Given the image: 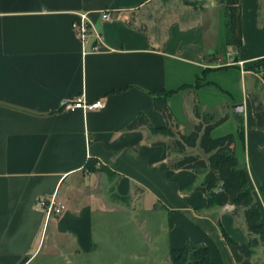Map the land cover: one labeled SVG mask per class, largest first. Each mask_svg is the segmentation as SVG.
<instances>
[{
	"label": "crops",
	"instance_id": "obj_1",
	"mask_svg": "<svg viewBox=\"0 0 264 264\" xmlns=\"http://www.w3.org/2000/svg\"><path fill=\"white\" fill-rule=\"evenodd\" d=\"M228 4L0 0V264L26 263L40 248L46 228L81 253L92 252L90 198L82 197L77 207L72 203L80 196L74 183L90 172L91 160L109 171L112 179L104 175L113 193L133 199L138 213H154L158 206L166 210L172 223L169 248L190 241L208 248L210 264H236L224 234L245 246L249 236L243 217L232 215V205L206 208L203 176L171 168L164 134H153L146 126L128 128L140 113L152 127L166 126L153 106L154 94L161 91H177L167 105L182 134L185 123L196 124L194 107L205 114L218 112L217 118L227 115L228 122V111L233 115L231 107L242 103L246 174L264 222V132L254 127L250 99L255 93L261 101L251 83L263 75L246 71L264 59V0L230 1L240 8L237 46L228 44ZM106 10L112 17L102 22L99 15ZM80 13H87L103 38L93 52L90 44L84 50L74 35L72 22ZM206 67L217 69L214 75L235 72L242 96L233 99L214 80L197 86ZM193 83L195 88L184 89ZM76 97L89 102L103 98L105 105L88 112L61 108L63 101ZM53 194L66 211L46 220L34 204ZM258 245L252 264L264 249Z\"/></svg>",
	"mask_w": 264,
	"mask_h": 264
},
{
	"label": "trees",
	"instance_id": "obj_2",
	"mask_svg": "<svg viewBox=\"0 0 264 264\" xmlns=\"http://www.w3.org/2000/svg\"><path fill=\"white\" fill-rule=\"evenodd\" d=\"M230 1L232 0H229V4L224 8L229 32L228 44L237 46L241 42L240 8L230 4ZM184 3L192 5L187 1ZM260 62L262 63L260 73L264 78V59H261ZM250 72L257 73L258 67L252 65ZM175 93L177 91H161L155 93L153 97V106L166 120L164 128L152 127L142 113L131 120L128 128L134 130L146 126L151 133H161L169 138L171 147L169 156H171V152L176 155L175 159L170 160L171 168L173 170H190L203 176V185L207 190V209L227 205L234 207L232 215L243 217L249 241L245 246H242L224 234L225 243L236 264H252L251 257L254 249L259 246V242L264 246V222L261 220L258 203L255 202L249 186L245 162L237 156L238 142L242 146L244 144L242 121L238 128V138L234 133L214 137L212 131L227 121V115L214 118V116H207L194 107L193 115L196 124L193 125L190 132L182 134L175 128L171 108L167 105L168 98ZM250 99L253 103L254 127L264 132V103L254 94L250 96ZM198 148L205 158L186 153L187 149ZM97 163L96 160H91L88 165L92 169ZM169 262L171 264H210L209 250L188 241L183 247L170 250Z\"/></svg>",
	"mask_w": 264,
	"mask_h": 264
},
{
	"label": "rangeland",
	"instance_id": "obj_3",
	"mask_svg": "<svg viewBox=\"0 0 264 264\" xmlns=\"http://www.w3.org/2000/svg\"><path fill=\"white\" fill-rule=\"evenodd\" d=\"M261 64L260 60L254 64L258 67L257 73H260L262 69ZM216 70L206 67L203 71L204 78L201 79V83L196 85L206 86L208 81L214 80L222 89L228 90L233 99H239L243 94V89L238 75L235 72L224 76L214 75L212 71ZM246 71H250V68ZM253 84L258 88L257 95L264 103V79L262 77L261 80L254 79L251 85L253 86ZM196 85L193 83L188 87L195 88ZM188 87H184V89L186 90ZM173 110L176 113V106H173ZM219 114L212 110L211 113H206L207 116L212 115L214 118H217ZM228 116H230L228 122L212 131L214 137L234 132L238 138L237 122L230 111H228ZM192 126V122L185 123L184 133L190 132ZM237 146V156L246 165L243 146L240 142ZM169 148L171 147L169 146ZM186 153L205 158L199 148L187 149ZM175 157V153L171 152L170 160ZM95 165L94 168H90V172L85 173V176L76 179L74 185L80 190V196L74 197L72 200V203H75L77 207L82 197L83 200L86 199V196L90 198L95 222V240L92 252L81 253L67 240L56 238L51 228H46L45 239L40 248L31 253L28 261L24 264H171L169 262L171 248L168 247L167 241L172 223L167 218L166 210L158 206L154 213H138L133 199L121 200L113 193L111 184H108L105 179L106 176L112 179L109 171L102 165ZM145 210H147L146 207ZM257 255L255 264H264V249L260 250Z\"/></svg>",
	"mask_w": 264,
	"mask_h": 264
},
{
	"label": "built area",
	"instance_id": "obj_4",
	"mask_svg": "<svg viewBox=\"0 0 264 264\" xmlns=\"http://www.w3.org/2000/svg\"><path fill=\"white\" fill-rule=\"evenodd\" d=\"M99 16L102 22H108L112 17L109 10L102 11ZM72 29L75 37L82 42L84 50L89 47L90 44V51L93 52L102 43L103 38L94 30L93 23L89 20L87 13H80L77 15V21L72 22ZM92 38L93 40H91ZM104 105L103 98H98L95 101L89 102L83 97H76L69 101H63L61 103V108L68 112H88L103 109ZM34 210L43 213L45 219L48 220L58 218L66 211V208L57 195L53 194L52 196H46L37 200L34 204Z\"/></svg>",
	"mask_w": 264,
	"mask_h": 264
},
{
	"label": "water",
	"instance_id": "obj_5",
	"mask_svg": "<svg viewBox=\"0 0 264 264\" xmlns=\"http://www.w3.org/2000/svg\"><path fill=\"white\" fill-rule=\"evenodd\" d=\"M231 110H232V112H233L234 117H235L236 120H237L238 127L240 128L241 121H242V117H241V115H242L243 112H244V105H243L242 103H240L239 105H233V106L231 107Z\"/></svg>",
	"mask_w": 264,
	"mask_h": 264
}]
</instances>
